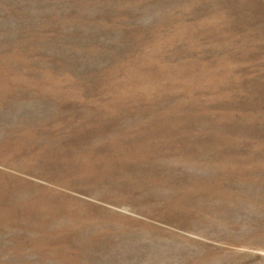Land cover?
<instances>
[{
	"label": "rangeland",
	"instance_id": "obj_1",
	"mask_svg": "<svg viewBox=\"0 0 264 264\" xmlns=\"http://www.w3.org/2000/svg\"><path fill=\"white\" fill-rule=\"evenodd\" d=\"M0 264H264V0H0Z\"/></svg>",
	"mask_w": 264,
	"mask_h": 264
}]
</instances>
